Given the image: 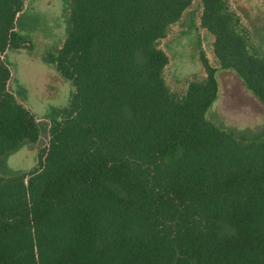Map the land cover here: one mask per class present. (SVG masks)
Listing matches in <instances>:
<instances>
[{
    "label": "trees",
    "instance_id": "1",
    "mask_svg": "<svg viewBox=\"0 0 264 264\" xmlns=\"http://www.w3.org/2000/svg\"><path fill=\"white\" fill-rule=\"evenodd\" d=\"M29 1L0 0V264H264V125L209 117L221 70L264 104V0H61L41 59L72 92L42 117L7 59L44 27ZM189 35L203 75L173 89L165 41Z\"/></svg>",
    "mask_w": 264,
    "mask_h": 264
},
{
    "label": "rangeland",
    "instance_id": "2",
    "mask_svg": "<svg viewBox=\"0 0 264 264\" xmlns=\"http://www.w3.org/2000/svg\"><path fill=\"white\" fill-rule=\"evenodd\" d=\"M29 11L44 17V27L31 33L35 44L32 52L9 51L7 59L12 67V87L21 84L26 88L24 106L42 117L52 107L66 104L72 92L69 82L54 68L41 59V54L60 44L65 33V19L61 0H30ZM194 35L165 41L170 62L165 69V78L173 89H180L192 75L202 76L203 70L197 55ZM209 48V37L204 36ZM217 99L209 117L225 127L255 130L264 125V104L249 92L242 80L232 70H221L216 74ZM48 137L43 134L35 144H26L7 159L12 169L28 170L36 165L39 148L47 145Z\"/></svg>",
    "mask_w": 264,
    "mask_h": 264
}]
</instances>
